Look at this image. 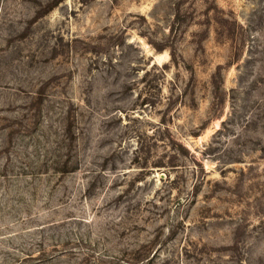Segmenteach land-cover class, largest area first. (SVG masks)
Masks as SVG:
<instances>
[{"label": "rangeland", "instance_id": "rangeland-1", "mask_svg": "<svg viewBox=\"0 0 264 264\" xmlns=\"http://www.w3.org/2000/svg\"><path fill=\"white\" fill-rule=\"evenodd\" d=\"M0 264H264V0H0Z\"/></svg>", "mask_w": 264, "mask_h": 264}]
</instances>
